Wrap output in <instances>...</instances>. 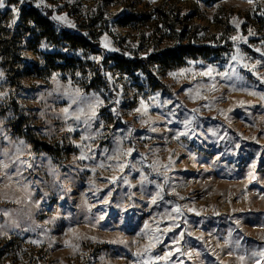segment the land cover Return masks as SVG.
<instances>
[{"label": "rangeland", "instance_id": "rangeland-1", "mask_svg": "<svg viewBox=\"0 0 264 264\" xmlns=\"http://www.w3.org/2000/svg\"><path fill=\"white\" fill-rule=\"evenodd\" d=\"M30 1L67 29L100 15L108 54L171 45L160 9L221 57L162 68L169 94L109 70L103 94L57 74L14 92L0 68V264H264V0ZM14 100L57 160L10 134Z\"/></svg>", "mask_w": 264, "mask_h": 264}, {"label": "trees", "instance_id": "trees-1", "mask_svg": "<svg viewBox=\"0 0 264 264\" xmlns=\"http://www.w3.org/2000/svg\"><path fill=\"white\" fill-rule=\"evenodd\" d=\"M44 1L55 4L59 0ZM190 1L211 6L220 0ZM156 15L160 21H165L166 32L173 38L172 44L140 57H127L118 53L108 54L101 48L99 38L107 29L102 27L100 15L90 18L92 20L86 26L67 29L55 22L53 9L34 7L30 0H24L16 19L8 27L0 26V68L14 92L21 88L20 80L23 77L41 79L57 74L78 84L85 91L103 94L106 89L110 90L105 72L109 70L124 75L134 86L147 89V92L169 94L167 87L156 79L162 68L170 70L181 68L189 61L217 60L221 57V49L203 46L186 38V27H178L163 10L157 9ZM139 19L122 14L115 18V24L126 28L132 21ZM27 52L35 60L23 55ZM88 56L96 59L88 61ZM7 108L12 113V119L9 120L10 134L24 138L32 152L44 153L57 160L54 147L36 138L31 131L29 118L21 113L16 101H12Z\"/></svg>", "mask_w": 264, "mask_h": 264}, {"label": "snow or ice", "instance_id": "snow-or-ice-1", "mask_svg": "<svg viewBox=\"0 0 264 264\" xmlns=\"http://www.w3.org/2000/svg\"><path fill=\"white\" fill-rule=\"evenodd\" d=\"M4 7V4H3V0H0V8ZM57 19H62V18H57ZM65 112H67V109L64 110Z\"/></svg>", "mask_w": 264, "mask_h": 264}]
</instances>
